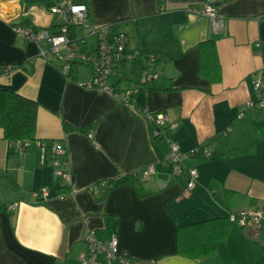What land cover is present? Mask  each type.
Returning <instances> with one entry per match:
<instances>
[{
    "label": "crops",
    "instance_id": "crops-1",
    "mask_svg": "<svg viewBox=\"0 0 264 264\" xmlns=\"http://www.w3.org/2000/svg\"><path fill=\"white\" fill-rule=\"evenodd\" d=\"M57 1L32 11L0 1V66H12L0 75V88L36 103L34 140L58 142L66 152L58 160L73 179L64 193L50 155L45 160L35 144L20 154L0 129V203H18L15 211L0 212V264H82L87 231L114 237L121 254L154 264H264V233L252 241L232 225L212 254L177 253L179 225L229 212L264 214V110L253 88L264 79V0H71L87 7L94 27L112 26L130 49L157 56L151 68L157 78L147 81L138 59L108 81L119 91L138 86L131 103L84 87L86 67L76 66L67 79L54 55L39 57L36 44L15 34L12 26L25 19L39 27L53 22L48 11ZM203 5L215 8L223 31L189 11ZM206 40H214L219 61L214 84L198 73L197 46ZM86 42L92 47L95 40ZM157 115L181 153L209 151L184 159L197 172L188 192L185 179H174L162 162L166 144L153 137L148 119ZM150 166L154 173L145 179L89 191ZM41 188L47 198H34Z\"/></svg>",
    "mask_w": 264,
    "mask_h": 264
},
{
    "label": "built area",
    "instance_id": "built-area-1",
    "mask_svg": "<svg viewBox=\"0 0 264 264\" xmlns=\"http://www.w3.org/2000/svg\"><path fill=\"white\" fill-rule=\"evenodd\" d=\"M34 10V7L29 8ZM194 14L207 16L210 20L211 30L214 32L224 30V21L216 16L215 8L212 5H203L189 8ZM48 13L53 17L49 25L39 27L35 22L28 25H13L15 34L29 42L37 45L38 55L46 58L52 54L57 59L58 70L70 79L76 66L86 67L90 73L88 83L82 84L88 89H96L105 92L114 98L125 103H131L132 97L139 91L138 86L119 91L116 86H108L111 78H119L120 69L126 63L134 60H141L143 63L142 72L146 80L157 78L151 68L155 65L157 56L154 54L142 53L129 48L126 35L115 30L112 26L94 27L89 23L88 9L83 4H75L71 0H58ZM94 38L95 43L88 47L87 39ZM12 66H0V75H7ZM253 88L257 97V105L264 110V79L256 80ZM251 105V104H249ZM154 124L153 137L162 139L166 144L162 162L171 170L174 179H185V192L192 190L196 183L197 172L193 168H185L183 161L190 155L201 150L205 157H208L207 148H195L189 155L179 151L178 146L167 140L164 136V118L161 115L148 116ZM35 144L43 153L48 150L50 160L47 162L53 168L54 177L66 188H71L72 174L61 167L59 157L65 156V149L56 141H25L16 143V148L21 154L30 145ZM154 173L152 166L143 170L133 172L129 175L132 180L145 179ZM113 188V180H103L92 184L89 191L96 195L99 189L109 190ZM33 197L45 199L48 196V189L41 188L32 193ZM18 203L9 204L6 210L13 212L17 209ZM228 221L232 226L246 229L247 237L252 241H258L264 233V214L262 211L229 212ZM85 252L81 256L82 264H154L153 261L134 260L121 254L118 251L117 240L114 237L98 238L94 231H87L83 235Z\"/></svg>",
    "mask_w": 264,
    "mask_h": 264
},
{
    "label": "trees",
    "instance_id": "trees-1",
    "mask_svg": "<svg viewBox=\"0 0 264 264\" xmlns=\"http://www.w3.org/2000/svg\"><path fill=\"white\" fill-rule=\"evenodd\" d=\"M0 1H21L25 9L40 7L45 0H0ZM28 25V20H23ZM199 52L198 73L207 79L211 84L221 79L218 56L214 40H206L197 46ZM36 108L34 101L27 99L8 89L0 88V129L3 131V138L11 143L33 142L35 134ZM67 130L68 126H64ZM161 140V139H160ZM49 151L45 152V160ZM131 181L129 176L113 180V188ZM132 182V181H131ZM13 187L15 184L12 183ZM64 193L69 188L60 186ZM61 195H64L63 193ZM0 203V212L5 210ZM231 227L227 215H220L216 218L179 225L177 227V253L190 259H201L212 254L216 250L217 243L227 238Z\"/></svg>",
    "mask_w": 264,
    "mask_h": 264
},
{
    "label": "water",
    "instance_id": "water-1",
    "mask_svg": "<svg viewBox=\"0 0 264 264\" xmlns=\"http://www.w3.org/2000/svg\"><path fill=\"white\" fill-rule=\"evenodd\" d=\"M19 5L21 6V8L23 7V2L19 1Z\"/></svg>",
    "mask_w": 264,
    "mask_h": 264
},
{
    "label": "rangeland",
    "instance_id": "rangeland-1",
    "mask_svg": "<svg viewBox=\"0 0 264 264\" xmlns=\"http://www.w3.org/2000/svg\"><path fill=\"white\" fill-rule=\"evenodd\" d=\"M84 70V69H83Z\"/></svg>",
    "mask_w": 264,
    "mask_h": 264
}]
</instances>
